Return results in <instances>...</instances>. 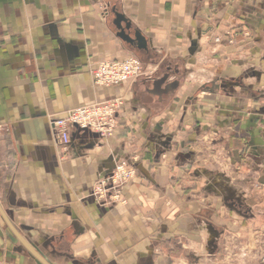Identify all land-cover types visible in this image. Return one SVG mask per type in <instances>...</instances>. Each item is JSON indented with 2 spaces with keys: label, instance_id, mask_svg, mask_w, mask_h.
Returning <instances> with one entry per match:
<instances>
[{
  "label": "crops",
  "instance_id": "obj_1",
  "mask_svg": "<svg viewBox=\"0 0 264 264\" xmlns=\"http://www.w3.org/2000/svg\"><path fill=\"white\" fill-rule=\"evenodd\" d=\"M130 57L136 79L94 83ZM109 99L113 135L61 150L50 119ZM120 161L119 200L92 195ZM0 209L49 264H217L264 226V0H0ZM0 264H39L1 214Z\"/></svg>",
  "mask_w": 264,
  "mask_h": 264
},
{
  "label": "built area",
  "instance_id": "obj_2",
  "mask_svg": "<svg viewBox=\"0 0 264 264\" xmlns=\"http://www.w3.org/2000/svg\"><path fill=\"white\" fill-rule=\"evenodd\" d=\"M141 68L140 61L134 57L123 62L105 61L92 72V78L96 85L118 86L136 79L141 74ZM122 106L121 99H109L76 108L63 117L51 118L50 124L57 133L61 150L67 149L75 133L90 132L101 138H110L115 132L117 114ZM134 174L135 170L132 166L120 161L106 177L94 183L92 195L103 200L108 197L111 201H117L121 196L122 188ZM262 263L264 264V256Z\"/></svg>",
  "mask_w": 264,
  "mask_h": 264
},
{
  "label": "rangeland",
  "instance_id": "obj_3",
  "mask_svg": "<svg viewBox=\"0 0 264 264\" xmlns=\"http://www.w3.org/2000/svg\"><path fill=\"white\" fill-rule=\"evenodd\" d=\"M242 228V229H241ZM264 226L232 225L220 241L217 264H263Z\"/></svg>",
  "mask_w": 264,
  "mask_h": 264
},
{
  "label": "water",
  "instance_id": "obj_4",
  "mask_svg": "<svg viewBox=\"0 0 264 264\" xmlns=\"http://www.w3.org/2000/svg\"><path fill=\"white\" fill-rule=\"evenodd\" d=\"M114 25L116 29L118 30V37H120L122 40L135 44L138 49H143L146 50V40L145 38L141 35L139 31H134L133 39L129 37L128 34H126V31H129L131 28V23L121 14L114 12ZM122 23L124 24V27H122ZM166 80V77L161 79L156 83V85L162 84ZM176 85V83H175ZM0 214L6 223L7 227L10 229V231L19 239L21 244L27 249V251L38 261L39 264H49L38 252H36L31 246H29L24 240H22L15 229L12 227V225L9 223V221L6 219L4 216L2 210L0 209Z\"/></svg>",
  "mask_w": 264,
  "mask_h": 264
}]
</instances>
